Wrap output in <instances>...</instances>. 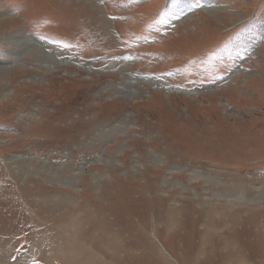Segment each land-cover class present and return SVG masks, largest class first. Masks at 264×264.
Instances as JSON below:
<instances>
[{"label": "rangeland", "instance_id": "374dc122", "mask_svg": "<svg viewBox=\"0 0 264 264\" xmlns=\"http://www.w3.org/2000/svg\"><path fill=\"white\" fill-rule=\"evenodd\" d=\"M83 263L264 264V0H0V264Z\"/></svg>", "mask_w": 264, "mask_h": 264}, {"label": "bare ground", "instance_id": "6f19581e", "mask_svg": "<svg viewBox=\"0 0 264 264\" xmlns=\"http://www.w3.org/2000/svg\"><path fill=\"white\" fill-rule=\"evenodd\" d=\"M79 3H82V1H80ZM90 6V9L89 10H91L92 9V6H98V5H96V4H94V2H91V5H87V7H89ZM100 19L102 20V22H103V24L104 25H108V22H109V18L107 17V16H103V18H102V16H100ZM11 20V18L10 19H6V20H4V21H10ZM98 33H100V32H98ZM102 34V33H101ZM15 44H16V46L19 48L18 49V51L16 52V54L18 55L17 57H14V58H8V60H11L12 62H14L15 63V65H20L21 63H22V60H23V58L22 57H20V54H22L24 51H26V50H32V51H34V52H37V51H40V50H42L41 51V53L39 54V58L41 59V61H43V63H46V64H49L50 66H62V67H68V68H70V69H75V67L73 66V65H71V64H61L62 62H59L58 61V59H56V58H54V57H59V52H57V51H55V54L54 53H52L53 52V49L50 47V50H49V52L48 53H46V54H44V51L46 50L45 49V44H39V43H37V42H35V41H33L31 38H22L21 36H18L17 37V39H16V42H15ZM31 48V49H30ZM28 52V51H27ZM26 52V53H27ZM68 53H70L69 51H68ZM26 59H28V57H26ZM32 62H35L36 60L35 59H33V60H31ZM98 62H99V60H98ZM97 62V63H98ZM82 71H86V69H82ZM106 76H108V77H112L113 75L111 74V73H106L105 74ZM135 78V77H134ZM134 80V79H133ZM136 81V80H135ZM132 83H134V82H131V84ZM140 84H142L141 82H139ZM130 84V83H129ZM138 85V84H137ZM125 91V90H124ZM110 143V142H109ZM84 151H89V152H92L90 149H88V150H84ZM83 151V152H84ZM239 189H240V187H239ZM236 190H237V188H236ZM242 193V192H241ZM237 212V211H236ZM236 212H234V213H236ZM234 215V214H233ZM224 216V215H223ZM232 216V215H231ZM225 217V216H224ZM223 217V218H224ZM227 217V216H226ZM222 218V217H221ZM233 218V216L231 217V219ZM236 218H237V216H236ZM218 219H219V217H218ZM226 219V218H225ZM228 219H230V217L228 218ZM234 220V219H233ZM236 220H239V219H236ZM236 220H234V221H236ZM226 221H228V220H226ZM223 223H224V221H223ZM231 223V222H230ZM232 223H233V221H232ZM238 223V222H237ZM213 224H215V223H213ZM226 225V224H225ZM225 225H223V226H219V227H222L223 229H225ZM231 226L232 225H235V224H230ZM229 225V226H230ZM235 227V226H234ZM227 230H228V227L226 228ZM89 231V230H88ZM93 231H95V230H93ZM88 232H85V237H91L90 235H88L87 234ZM90 233H93V232H90ZM95 237H96V235H94ZM92 240H93V238H92ZM98 242V243H97ZM231 243V242H230ZM96 244H100L99 243V241H93V245H96ZM76 252L74 253V256H76ZM86 256V255H85ZM84 258H86V257H84ZM90 262V261H89ZM84 263H86V262H84ZM83 263V264H84Z\"/></svg>", "mask_w": 264, "mask_h": 264}]
</instances>
